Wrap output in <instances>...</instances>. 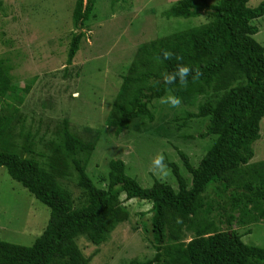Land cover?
<instances>
[{
    "label": "trees",
    "instance_id": "1",
    "mask_svg": "<svg viewBox=\"0 0 264 264\" xmlns=\"http://www.w3.org/2000/svg\"><path fill=\"white\" fill-rule=\"evenodd\" d=\"M200 1L180 0L164 13L167 19L205 13L211 21L143 44L123 76L108 120L119 136L132 121L153 118L150 105L170 92L179 98L209 94L187 118L208 119L200 138L214 140L198 166L181 152L190 179L179 165L169 163L178 189L157 179L143 187L126 173L122 160L110 161L107 188L97 187L87 171L96 145L71 132L68 120L54 128L49 155L40 162L32 134L25 133L23 115L6 101H14V95L26 97L31 87L14 84L12 67L0 61V168L50 209L48 224L33 245L0 239V264H89L77 239L86 236L101 245L108 233L126 222L130 215L123 194L125 200L152 204L156 246L152 259L129 264H264V248L244 243L235 229L264 222V161L252 162L264 119V46L255 38L259 29L253 22L264 17V1L255 8L249 6L251 0ZM95 4L96 0H76L75 29L88 26ZM84 36L82 31L72 34L69 65ZM164 50L182 60H163ZM178 63L200 68L203 75L195 83L189 77L187 88L164 83L162 74L174 71ZM72 176L80 190L77 197L63 183ZM211 192L215 199L209 202ZM215 211L217 220L210 222ZM217 222L226 229L218 230ZM187 233L194 234L189 242L184 241Z\"/></svg>",
    "mask_w": 264,
    "mask_h": 264
},
{
    "label": "rangeland",
    "instance_id": "2",
    "mask_svg": "<svg viewBox=\"0 0 264 264\" xmlns=\"http://www.w3.org/2000/svg\"><path fill=\"white\" fill-rule=\"evenodd\" d=\"M180 0H96L94 16L83 30L74 28L72 13L76 0H0V61L12 67V81L20 88L31 87L14 101L23 115L25 133L34 138L35 156L40 162L49 155L47 144L54 128L64 120L71 132L96 145L88 165V174L99 188H107L109 163L122 160L126 173L147 188L155 179L178 189L169 163L179 165L182 175L190 179L181 152L198 166L214 138H200L208 119H189L188 113L209 99V94L183 98L180 108H171L155 100L150 105L153 118L131 122L129 130L117 136L108 125L109 115L120 92L123 76L146 43L169 34L197 27L211 21L207 14L184 19H167L164 13ZM201 2L200 0H197ZM264 0H251L255 8ZM216 4L218 0H206ZM259 29L256 40L264 46V17L255 20ZM85 32L72 64L68 52L72 34ZM78 96L74 97V94ZM170 94V93H168ZM167 94V95H168ZM22 139L19 140V144ZM252 162L264 161V119L261 138L255 143ZM44 155V157L40 155ZM163 154L169 175L161 178L150 170L152 160ZM63 183L77 197V178ZM124 200L129 219L106 235L101 245L86 236L77 239L89 264H129L146 261L156 254L152 234V204L139 199ZM215 199L211 192L208 201ZM216 207V206H215ZM215 211L209 221L215 219ZM50 218V209L37 200L6 168H0V239L31 246L41 236ZM218 230L226 225L217 222ZM235 229L250 246L264 248V222ZM194 238L187 233L184 241Z\"/></svg>",
    "mask_w": 264,
    "mask_h": 264
},
{
    "label": "clouds",
    "instance_id": "3",
    "mask_svg": "<svg viewBox=\"0 0 264 264\" xmlns=\"http://www.w3.org/2000/svg\"><path fill=\"white\" fill-rule=\"evenodd\" d=\"M175 58L177 61H181L182 57L175 56L171 51L164 50L162 52L163 60H172ZM157 61L161 60V57L158 56ZM203 75L200 68L193 69L192 67L185 65L183 63H178L177 67L172 72H166L162 74L163 82L168 85L177 84L180 88H187L189 84V77L191 81L195 83ZM78 96V93L74 94V97ZM161 104H166L171 108H180L182 105V100L174 94H168L160 98ZM153 174L159 175L161 178H165L169 175L168 165L165 163V157L163 154H157L153 160L150 169Z\"/></svg>",
    "mask_w": 264,
    "mask_h": 264
}]
</instances>
